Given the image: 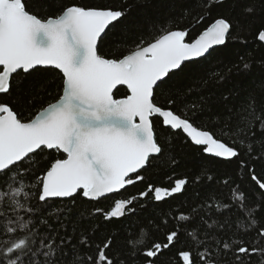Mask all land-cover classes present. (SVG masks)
I'll return each instance as SVG.
<instances>
[{
	"label": "snow or ice",
	"instance_id": "snow-or-ice-1",
	"mask_svg": "<svg viewBox=\"0 0 264 264\" xmlns=\"http://www.w3.org/2000/svg\"><path fill=\"white\" fill-rule=\"evenodd\" d=\"M225 5L199 0L197 25L210 22L194 39L178 20L114 39L131 23L126 0L120 7L0 0V264H264V170L257 173L249 163L264 162V91L243 98L229 93L222 103L201 94L188 104L180 90H164L189 62L207 59L232 40L247 45L240 35L245 31L264 46V21L255 26L212 16ZM245 15L264 17V9L253 4ZM43 73L60 81V91L25 119L24 110L38 100L21 89ZM205 108L216 118L207 130L192 120ZM158 126L179 130L204 153L236 163L239 180L247 178L259 195L249 203L232 181L230 198L206 205L208 211L193 208L174 216L176 223L164 214L122 240L102 234L100 223H92L98 217L120 220L135 213L138 199L159 202L184 190L187 181L178 179L170 188L148 183L138 196L116 198L143 183L163 157ZM78 199L93 208L87 223L69 232L62 221Z\"/></svg>",
	"mask_w": 264,
	"mask_h": 264
},
{
	"label": "trees",
	"instance_id": "trees-1",
	"mask_svg": "<svg viewBox=\"0 0 264 264\" xmlns=\"http://www.w3.org/2000/svg\"><path fill=\"white\" fill-rule=\"evenodd\" d=\"M67 2L84 5H114L116 7H120L122 4V0H67ZM126 2L131 7L128 17V21L131 23L124 32L118 29L114 39H121L125 35L128 37L139 35L142 27H150L153 23L162 24L170 20H178L179 27H186L189 30L188 39H194L210 22L206 20L203 24L197 25V13L203 14V10L199 8V0H126ZM253 4L257 6L258 10L264 9V0H226L223 11L213 12L212 16L226 15L233 20L239 18L245 25L251 23L259 26L264 21V17L245 15V8ZM240 35L248 38L247 45H241L232 40L226 46H219L207 59L200 58L198 62H189L184 72L178 73L167 81L164 90L171 89L173 92L180 90L181 97L187 95L188 104L198 101L201 94L211 97L214 102L222 103V95L238 92L243 98L249 92L259 94L264 91V69L260 67V61L264 58V46L255 42L248 31ZM103 51L109 52L110 46L106 45ZM241 56L244 57L243 60L240 59ZM244 63H252V67L245 70ZM228 69H231L230 74ZM217 75L229 76V79L220 81L216 79ZM29 81L32 82L31 85ZM29 81L24 82L21 91L25 95L36 97L38 102L34 108L24 110L25 119L31 118L40 108L53 102L61 87L60 81L48 73L31 77ZM30 86L34 87V91L31 93L27 92ZM189 88L193 89L191 93L188 91ZM164 98L163 96L157 97L158 100ZM221 111L224 109L221 108ZM189 116L191 118L190 112ZM192 120L196 126L206 130L211 129L216 123V118L210 117L206 108L202 112L198 111ZM157 131L164 147L163 157L155 161V167L144 173L146 179L143 183L129 186L123 196L116 198L138 196L140 192L146 191L148 183L154 187L170 188L178 179L187 181L184 190L182 193L159 202L153 200L151 196L138 199L134 205L135 213L120 220L104 222L102 218L98 217L92 223H100L102 234L117 233L118 238L122 240L130 231L137 232L142 226L148 225L150 220L159 221L165 218L164 214H167V218L176 223L178 221L173 219L174 216H179L180 213L190 215L193 208L199 210L204 207V210L208 211L206 205H219L222 201L230 198V189L236 187L232 181H236L246 191L249 203L253 202V197L259 195L247 178L239 180V169L236 163H229L204 153L202 146L194 145L179 130L175 132L162 131L158 126ZM249 163H254L257 173L264 170V162L253 159ZM225 179L230 182L228 186L223 183ZM69 206L71 213L63 219L62 223L71 232L73 226L87 223L88 213L92 210L93 204L78 199L75 206ZM102 206L107 208V204ZM48 218L53 219L52 217ZM52 226L57 227L56 224ZM57 230L60 229L57 227Z\"/></svg>",
	"mask_w": 264,
	"mask_h": 264
},
{
	"label": "water",
	"instance_id": "water-1",
	"mask_svg": "<svg viewBox=\"0 0 264 264\" xmlns=\"http://www.w3.org/2000/svg\"><path fill=\"white\" fill-rule=\"evenodd\" d=\"M185 135V134H184ZM186 136V135H185ZM187 137V136H186ZM188 138V137H187ZM189 139V138H188ZM190 140V139H189ZM191 141V140H190ZM208 155H210V154H208ZM211 156V155H210Z\"/></svg>",
	"mask_w": 264,
	"mask_h": 264
}]
</instances>
